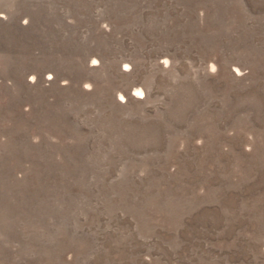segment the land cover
<instances>
[{
    "label": "rangeland",
    "instance_id": "obj_1",
    "mask_svg": "<svg viewBox=\"0 0 264 264\" xmlns=\"http://www.w3.org/2000/svg\"><path fill=\"white\" fill-rule=\"evenodd\" d=\"M0 264H264V0H0Z\"/></svg>",
    "mask_w": 264,
    "mask_h": 264
}]
</instances>
